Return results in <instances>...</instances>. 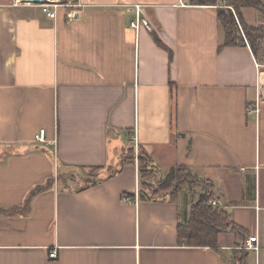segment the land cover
Segmentation results:
<instances>
[{"label": "crops", "instance_id": "1", "mask_svg": "<svg viewBox=\"0 0 264 264\" xmlns=\"http://www.w3.org/2000/svg\"><path fill=\"white\" fill-rule=\"evenodd\" d=\"M64 1L53 19L0 0V208L20 209L0 212V264H227L253 236L264 264V67L251 47L218 50V6ZM135 4L152 31L131 27ZM134 135L162 175L183 166L204 189L141 200ZM71 167H99L100 182L63 188ZM208 186L241 233H221L219 252L178 243Z\"/></svg>", "mask_w": 264, "mask_h": 264}, {"label": "trees", "instance_id": "2", "mask_svg": "<svg viewBox=\"0 0 264 264\" xmlns=\"http://www.w3.org/2000/svg\"><path fill=\"white\" fill-rule=\"evenodd\" d=\"M191 5L196 6H218V22L224 33L223 44L219 45L218 50L221 51L227 47L250 46L257 61H264L262 56L264 39V26L255 27L249 25L245 20L243 11L245 9H254L264 17V2L262 0H188ZM153 38L156 44L167 50L170 54V60L173 59V52L159 39L156 33H153ZM126 159L129 163L135 165L136 155L134 148H130L126 154ZM139 197L141 200H150L162 198L165 195H179L182 187L188 181V175L191 179L198 182V179L193 175L191 170L186 167L178 166L172 168L160 180V169L154 165L150 155L143 149H139ZM68 172H59L57 174V182L63 188H74L75 190H83L91 185H94L100 180L98 179L99 167L90 169L88 173L82 167H71ZM96 172V175H92ZM80 173V175H79ZM96 177V178H95ZM82 182H76V179ZM81 183V184H79ZM55 184V180H50L46 185H38L31 192L30 198L26 205L30 204L31 198L40 192L45 191ZM214 199V193L211 187L206 188V192L200 195V200L192 207L191 219L187 224H180L178 227V243L181 246L211 248L216 251H221L219 247V236L223 232L236 230L238 235L241 233L230 222L229 213L220 206L214 207L211 201ZM20 209L18 207L1 209L0 212H9L15 214ZM238 249L232 250V255L228 258V262ZM247 253H243L240 257H233L234 264H249L247 261ZM231 264V263H230Z\"/></svg>", "mask_w": 264, "mask_h": 264}, {"label": "built area", "instance_id": "3", "mask_svg": "<svg viewBox=\"0 0 264 264\" xmlns=\"http://www.w3.org/2000/svg\"><path fill=\"white\" fill-rule=\"evenodd\" d=\"M65 4L64 0H44L43 3H34L32 0H15L14 6H20V5H29V6H40L44 13H46V15L50 18L55 19L57 17V8H59L60 6H63ZM143 8L144 6L141 4H135L133 5V10L135 12V20H133L131 22V27L139 30L141 27H145L147 30L152 31V27L149 23V21L143 17L142 12H143ZM75 12H78L75 11ZM74 11L69 13V17L70 18H74ZM251 113H257L258 112V108L255 107V109H252L250 111ZM46 130L45 129H41L38 134L36 135V140L38 142H46ZM133 143H134V150H135V155H136V162H135V167H136V171H137V179H138V189L139 190V149H140V143H139V139L137 135H134L133 138ZM139 191H137L138 193ZM124 200L126 202L131 201V198L129 197H125ZM211 204L214 207L220 206L219 203L215 200L211 201ZM258 236H253L248 238L246 241H244L241 245V249H247V250H254V251H258L259 247H258ZM51 258H56L57 257V252L54 251L53 253H51Z\"/></svg>", "mask_w": 264, "mask_h": 264}, {"label": "rangeland", "instance_id": "4", "mask_svg": "<svg viewBox=\"0 0 264 264\" xmlns=\"http://www.w3.org/2000/svg\"><path fill=\"white\" fill-rule=\"evenodd\" d=\"M264 2V0H262ZM243 15L245 17V20L247 21V23L249 25L255 26V27H263L264 26V17L263 15H261L258 11L254 10V9H245L243 11ZM263 43V49H264V39L262 40ZM262 56L264 55V51L261 54ZM261 65L264 67V61L260 62ZM264 70V69H262ZM88 173H91L90 170ZM96 172H92V175H96ZM80 175V173H79ZM164 175H161L160 177H158L157 179L160 180ZM189 179L186 182V184L182 187V191L184 193H188V195H191V197L196 198L195 195H193V192H199L200 187H202L204 189L203 186L196 184L197 182L194 181V179H191V177L188 175L187 176ZM96 178V177H95ZM82 183V182H81ZM202 190V189H201ZM187 191V192H186ZM206 192V190H205ZM203 194V193H202ZM242 245V244H241ZM241 245L238 247V250L235 251V253L233 254V256L231 257V259L229 260L230 262H228L229 264H234L235 262L233 261V257H240L243 255V253H247L249 256L247 257V261L249 264H255L256 259L258 258L257 256V251L254 250H247V249H241ZM232 255V254H231ZM257 264V263H256Z\"/></svg>", "mask_w": 264, "mask_h": 264}, {"label": "water", "instance_id": "5", "mask_svg": "<svg viewBox=\"0 0 264 264\" xmlns=\"http://www.w3.org/2000/svg\"><path fill=\"white\" fill-rule=\"evenodd\" d=\"M34 3H43L44 0H32Z\"/></svg>", "mask_w": 264, "mask_h": 264}]
</instances>
